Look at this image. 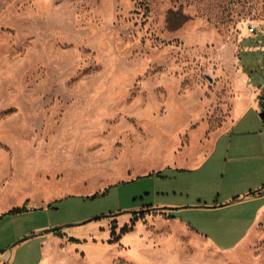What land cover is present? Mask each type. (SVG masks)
<instances>
[{
    "label": "rangeland",
    "instance_id": "1",
    "mask_svg": "<svg viewBox=\"0 0 264 264\" xmlns=\"http://www.w3.org/2000/svg\"><path fill=\"white\" fill-rule=\"evenodd\" d=\"M263 28L264 0H0V264H264V200L226 204Z\"/></svg>",
    "mask_w": 264,
    "mask_h": 264
},
{
    "label": "crops",
    "instance_id": "2",
    "mask_svg": "<svg viewBox=\"0 0 264 264\" xmlns=\"http://www.w3.org/2000/svg\"><path fill=\"white\" fill-rule=\"evenodd\" d=\"M245 43V49L248 50L250 55V63L245 67L242 65V72L248 79L249 88L252 94L249 105L240 111L239 115L232 122L230 127L237 126L246 119L250 112L255 114L254 121L262 123L263 120L260 116V112L264 109V28L256 34L255 38L247 40ZM244 128L250 126L249 122L242 124ZM229 127V128H230ZM242 153L237 159H233L238 164H243V173L251 182L250 188L254 190V193H240L238 200L227 201L226 204H232L237 202L250 203V208L245 207L243 210H250L253 205L264 200V139L241 142L234 146ZM229 200V199H227ZM260 210L254 211L252 214L244 215V218L248 217L251 224H254L259 220Z\"/></svg>",
    "mask_w": 264,
    "mask_h": 264
},
{
    "label": "trees",
    "instance_id": "3",
    "mask_svg": "<svg viewBox=\"0 0 264 264\" xmlns=\"http://www.w3.org/2000/svg\"><path fill=\"white\" fill-rule=\"evenodd\" d=\"M140 217H141V215H134V216H133V220H132V224H134L136 220L140 219ZM131 228H132V226H124V227L122 228V232H127V231H129Z\"/></svg>",
    "mask_w": 264,
    "mask_h": 264
},
{
    "label": "water",
    "instance_id": "4",
    "mask_svg": "<svg viewBox=\"0 0 264 264\" xmlns=\"http://www.w3.org/2000/svg\"><path fill=\"white\" fill-rule=\"evenodd\" d=\"M260 116H261V118H262V120H263V122H264V109L260 112ZM56 228H51V229H49V230H46L45 232H48V231H54Z\"/></svg>",
    "mask_w": 264,
    "mask_h": 264
},
{
    "label": "built area",
    "instance_id": "5",
    "mask_svg": "<svg viewBox=\"0 0 264 264\" xmlns=\"http://www.w3.org/2000/svg\"><path fill=\"white\" fill-rule=\"evenodd\" d=\"M255 28H256L255 25H253V24H250V25H249V30H250L251 32H254V31H255Z\"/></svg>",
    "mask_w": 264,
    "mask_h": 264
}]
</instances>
